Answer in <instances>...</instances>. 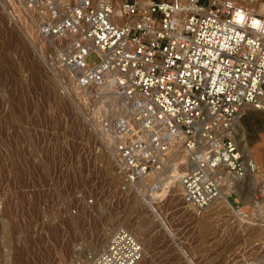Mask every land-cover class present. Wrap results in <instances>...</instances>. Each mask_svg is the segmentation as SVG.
<instances>
[{"label":"built area","instance_id":"2783aa9c","mask_svg":"<svg viewBox=\"0 0 264 264\" xmlns=\"http://www.w3.org/2000/svg\"><path fill=\"white\" fill-rule=\"evenodd\" d=\"M8 2L12 20L27 23L47 66L70 78L74 92L66 97L86 133L72 139L74 159L59 157L64 169L50 212L76 224L103 222L130 193L149 191L150 181H140L166 166L179 141L187 156L186 206L206 210L228 185L234 218L263 224L264 150L261 157L249 150L242 118L251 106L264 110V0ZM41 117L27 137L38 152L37 186L46 182L44 150L71 149L60 110L51 124ZM98 237L80 238L75 264L144 258V244L127 228H115L97 253Z\"/></svg>","mask_w":264,"mask_h":264},{"label":"rangeland","instance_id":"374dc122","mask_svg":"<svg viewBox=\"0 0 264 264\" xmlns=\"http://www.w3.org/2000/svg\"><path fill=\"white\" fill-rule=\"evenodd\" d=\"M12 18L8 0H0V264H75L82 236H99L97 248L92 247L97 251L110 235L105 229L120 226L127 215L144 218L138 238L145 255L139 264H249L264 259V222H238L230 204L219 209L215 203L200 215L186 206L179 186L186 169L184 156L172 171L175 175L160 182L153 199L144 201L140 192L130 193L104 223L95 218L89 223L78 219L76 224L50 212L58 200L54 181L64 169L59 157L68 153L74 159L77 148L72 139L86 133L78 126L72 99L66 97L74 92L70 78L47 66L35 49L30 27ZM58 110L71 149L44 150L46 182L37 186L38 152L27 146L28 129H39L41 115L51 124ZM253 149L261 157L264 141ZM49 214H54L52 219Z\"/></svg>","mask_w":264,"mask_h":264},{"label":"bare ground","instance_id":"6f19581e","mask_svg":"<svg viewBox=\"0 0 264 264\" xmlns=\"http://www.w3.org/2000/svg\"><path fill=\"white\" fill-rule=\"evenodd\" d=\"M259 11L262 12V13H264V2L261 4V7H260ZM182 146L183 145L181 143H179V141H175L174 142V149H177V152H173V149H172V151L170 152L169 158L167 160L166 166L162 170H159L156 173L155 180L154 181L149 180V179H151L149 177H144V179L140 181V184H139L140 186L141 185L142 186H145L148 181H150L149 183L152 184V187L149 189V191H147V192L145 191L144 193L142 192L143 193L142 194V198H143L144 201H149L150 199H153L154 194L157 193V190L156 189H157V187H159L160 182L163 179H169V178H172L175 175L176 172L172 173V171L177 170L178 167L181 165V163H182L181 162V159H182L181 157L182 156L185 157V162H186V163L184 162L185 163V168L187 167V156H186V153H185V151H184V149H183ZM249 148H250L249 149L250 151L251 150H254L252 147H249ZM183 172H182V174H183ZM182 174H181V176H182ZM255 178H256V176H252L250 178L249 185H251V186H254L255 185V181H256ZM179 186L182 189L181 179H180V182H179ZM236 188H238V185L236 186ZM229 191H230V187L228 185L223 186L222 187L221 195L218 198H216V200L211 204V206H213L215 203L217 204V208H219V209H221L222 207L228 206L230 204V200L228 199ZM239 192L241 193L242 190L239 189ZM244 198H245V200H247L249 198V193L246 196H244ZM263 199H262V202H263ZM190 209L192 211H194V213H196L197 215H200V214L206 212L203 209H196V208H193V207H190ZM133 226L135 228H133ZM118 227H124V228H127L129 230H132L133 233L137 237H139V236H141L143 234L144 218H142V219H135V218H133V217L131 218V216L127 215L125 217V219L122 221L121 225L118 226ZM113 231H114V229L113 230H111L110 228H106L105 229V233L106 234L107 233L111 234ZM108 238H107V241L109 240ZM107 241H106V243L102 247H100V248L98 247L99 249H97V251H96L97 253L100 252L106 246ZM96 246H98V245L95 244L94 247H96ZM91 261H89V264L91 263ZM262 261H263V259H260L259 261H257V262L254 261V262H255V264H257L258 262H262Z\"/></svg>","mask_w":264,"mask_h":264},{"label":"crops","instance_id":"0c3cea01","mask_svg":"<svg viewBox=\"0 0 264 264\" xmlns=\"http://www.w3.org/2000/svg\"><path fill=\"white\" fill-rule=\"evenodd\" d=\"M246 127V136L249 144L253 148L260 147L264 141V110L249 107L242 118Z\"/></svg>","mask_w":264,"mask_h":264}]
</instances>
